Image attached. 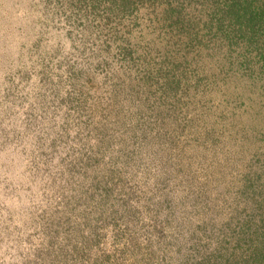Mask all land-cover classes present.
Instances as JSON below:
<instances>
[{
  "label": "rangeland",
  "instance_id": "obj_1",
  "mask_svg": "<svg viewBox=\"0 0 264 264\" xmlns=\"http://www.w3.org/2000/svg\"><path fill=\"white\" fill-rule=\"evenodd\" d=\"M0 264H264V0H0Z\"/></svg>",
  "mask_w": 264,
  "mask_h": 264
},
{
  "label": "trees",
  "instance_id": "obj_2",
  "mask_svg": "<svg viewBox=\"0 0 264 264\" xmlns=\"http://www.w3.org/2000/svg\"><path fill=\"white\" fill-rule=\"evenodd\" d=\"M234 6H236V7H237L238 5H234ZM234 6H233V7H234ZM248 12H249V11H248V9H247V10H245V11L243 12V15L247 14Z\"/></svg>",
  "mask_w": 264,
  "mask_h": 264
}]
</instances>
